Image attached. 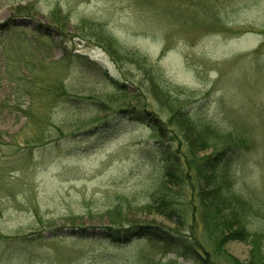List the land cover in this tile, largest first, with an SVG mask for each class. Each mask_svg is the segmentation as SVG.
Wrapping results in <instances>:
<instances>
[{
	"label": "rangeland",
	"instance_id": "obj_1",
	"mask_svg": "<svg viewBox=\"0 0 264 264\" xmlns=\"http://www.w3.org/2000/svg\"><path fill=\"white\" fill-rule=\"evenodd\" d=\"M56 8L63 36L52 24ZM83 21L193 94L188 109L203 108L213 125L248 139L235 188L258 209L254 224L264 231V0H0V264L187 261L176 241L105 240L116 210L126 227L154 223L175 237L190 233L176 217L138 209L160 184L156 148L169 138L168 116L135 66L81 42L92 37L78 38ZM113 82L135 101L102 113L98 104L115 94ZM131 106L155 122L133 121ZM225 249L248 263L250 245Z\"/></svg>",
	"mask_w": 264,
	"mask_h": 264
},
{
	"label": "trees",
	"instance_id": "obj_2",
	"mask_svg": "<svg viewBox=\"0 0 264 264\" xmlns=\"http://www.w3.org/2000/svg\"><path fill=\"white\" fill-rule=\"evenodd\" d=\"M30 10H35V7L30 5ZM18 14L26 15L24 10L18 11ZM62 14L60 8L51 12L53 27L60 30L63 36L66 21L61 19ZM80 26L82 35L78 38L84 33H92L91 38H82L81 42L96 44L117 64L129 63L136 67L142 75L146 91L154 96L168 116L164 127L170 131L169 138L166 142H158L156 148L164 167L160 184L151 201L138 209L168 220L176 217L181 230L187 228L186 232L190 233L189 236L178 232L179 237H175L170 230L154 223H129L126 227L122 214L116 210V217L105 230V240L122 246L140 239L167 245L176 241L183 250L182 258L187 260L185 263H180L178 259L153 260L150 264H221L219 261L222 259H227L229 264H240L227 253L225 247L229 243L241 242L250 245L247 264H264V231L254 224L260 212L235 188L237 167L250 148L248 139L233 129L222 130L213 125L203 113V108L196 109V112L188 109L195 104L193 94L185 95L183 90L170 85L146 59L123 51L117 40L102 26L87 21ZM113 83L116 85L115 94L109 96L108 101L98 104L102 113L114 111L110 108L115 106H126L120 105L125 101L130 105L135 101L126 95L124 86ZM58 90L67 97L64 86ZM92 98L93 95L88 97ZM129 108L133 109V121L153 119V124L156 120L145 109ZM152 127L159 134L162 131L161 124L156 123ZM2 137L0 134V145Z\"/></svg>",
	"mask_w": 264,
	"mask_h": 264
}]
</instances>
